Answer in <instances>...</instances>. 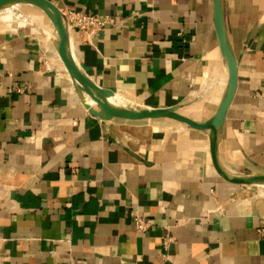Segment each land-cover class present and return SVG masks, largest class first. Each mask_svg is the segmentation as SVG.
Masks as SVG:
<instances>
[{
    "label": "crops",
    "instance_id": "obj_1",
    "mask_svg": "<svg viewBox=\"0 0 264 264\" xmlns=\"http://www.w3.org/2000/svg\"><path fill=\"white\" fill-rule=\"evenodd\" d=\"M48 1L108 20L94 34L72 33L71 48L118 102L182 105L200 123L213 116L228 79L213 0ZM224 2L239 73L220 161L234 175L264 174V0ZM6 14L0 264H264V187L221 179L208 133L171 120L93 117L56 52L52 25ZM136 218L149 228L138 231Z\"/></svg>",
    "mask_w": 264,
    "mask_h": 264
},
{
    "label": "water",
    "instance_id": "obj_2",
    "mask_svg": "<svg viewBox=\"0 0 264 264\" xmlns=\"http://www.w3.org/2000/svg\"><path fill=\"white\" fill-rule=\"evenodd\" d=\"M214 26L223 62L228 71L227 85L222 100L213 114L205 122H196L182 115V105L168 108H133L117 101L109 90L102 89L81 69L71 48V32L65 14L48 0H0V13L21 6H32L40 10L51 23L57 36L56 52L64 65L85 109L103 122L121 120L126 122H148L171 120L189 129L208 133L212 165L224 181L240 186L264 187V174L254 173L234 175L225 170L219 156V145L228 111L234 101L238 87L239 61L232 46L225 17L224 0H213Z\"/></svg>",
    "mask_w": 264,
    "mask_h": 264
},
{
    "label": "built area",
    "instance_id": "obj_3",
    "mask_svg": "<svg viewBox=\"0 0 264 264\" xmlns=\"http://www.w3.org/2000/svg\"><path fill=\"white\" fill-rule=\"evenodd\" d=\"M64 14L67 18L71 34L74 32H78L82 35L94 34L108 23L107 19H101L98 15H88L77 11H68ZM135 226L138 231H146L149 228L148 223L142 218L135 219ZM167 242L168 240L165 243L167 244Z\"/></svg>",
    "mask_w": 264,
    "mask_h": 264
},
{
    "label": "rangeland",
    "instance_id": "obj_4",
    "mask_svg": "<svg viewBox=\"0 0 264 264\" xmlns=\"http://www.w3.org/2000/svg\"><path fill=\"white\" fill-rule=\"evenodd\" d=\"M10 11L12 12H6V16L14 22L33 26H40L41 23L51 24L41 11L33 7H18Z\"/></svg>",
    "mask_w": 264,
    "mask_h": 264
},
{
    "label": "bare ground",
    "instance_id": "obj_5",
    "mask_svg": "<svg viewBox=\"0 0 264 264\" xmlns=\"http://www.w3.org/2000/svg\"><path fill=\"white\" fill-rule=\"evenodd\" d=\"M28 7H32V6H28ZM16 8H18V7H16ZM16 8H15V9H16ZM12 10H14V9H12ZM5 12H7V11H5ZM5 12H4V13H5ZM8 12H12V11L9 10Z\"/></svg>",
    "mask_w": 264,
    "mask_h": 264
}]
</instances>
